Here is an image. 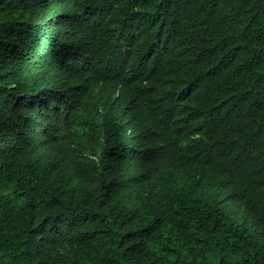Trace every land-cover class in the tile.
Returning a JSON list of instances; mask_svg holds the SVG:
<instances>
[{
	"label": "trees",
	"instance_id": "obj_1",
	"mask_svg": "<svg viewBox=\"0 0 264 264\" xmlns=\"http://www.w3.org/2000/svg\"><path fill=\"white\" fill-rule=\"evenodd\" d=\"M0 264H264V0H0Z\"/></svg>",
	"mask_w": 264,
	"mask_h": 264
}]
</instances>
